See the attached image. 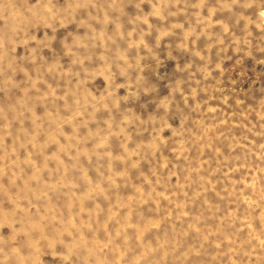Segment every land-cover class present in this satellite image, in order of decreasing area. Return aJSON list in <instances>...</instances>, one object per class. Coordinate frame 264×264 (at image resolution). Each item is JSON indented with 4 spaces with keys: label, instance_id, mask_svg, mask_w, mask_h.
Returning <instances> with one entry per match:
<instances>
[{
    "label": "rangeland",
    "instance_id": "1",
    "mask_svg": "<svg viewBox=\"0 0 264 264\" xmlns=\"http://www.w3.org/2000/svg\"><path fill=\"white\" fill-rule=\"evenodd\" d=\"M0 264H264V0H0Z\"/></svg>",
    "mask_w": 264,
    "mask_h": 264
}]
</instances>
